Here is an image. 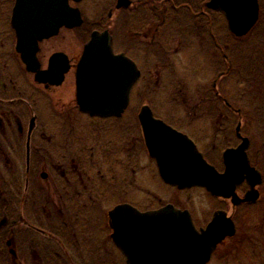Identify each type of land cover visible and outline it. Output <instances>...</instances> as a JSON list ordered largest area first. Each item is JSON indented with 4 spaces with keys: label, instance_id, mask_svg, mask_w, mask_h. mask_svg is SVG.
Wrapping results in <instances>:
<instances>
[{
    "label": "flooded vegetation",
    "instance_id": "flooded-vegetation-1",
    "mask_svg": "<svg viewBox=\"0 0 264 264\" xmlns=\"http://www.w3.org/2000/svg\"><path fill=\"white\" fill-rule=\"evenodd\" d=\"M11 1L13 7L14 0H4L1 4L4 6L6 4L9 5V16L5 18L0 14V163L3 162V164H0V206L2 204L10 205V202H13L14 205L21 208H25L28 205H35L38 207V231L37 229L32 228L33 231L38 232V264H44L43 255L47 253L55 254V260L52 264H59V262H61V264H126L124 255L111 238L112 230L109 225V210L106 213L103 212L102 214L104 215H101L99 220L95 223L96 226H94L93 229L91 227V229L87 231H82V228L85 227V225L81 220L85 218V216L83 217V215H79V217H75V213L76 211L80 213L84 209L90 208L93 205H101L99 198L92 197L91 195L92 191L90 189V183L94 182L93 178V181H91L92 174L93 176L99 175L101 178V182L97 185L99 188L93 191H100V194H102L101 191H106V187L109 184V182H107L108 176H106V172L118 170L123 167L121 158L117 157V155L119 156L122 152V147L119 144V141L115 145L102 142L100 138L97 142L92 141L91 139L95 135H92L90 125L94 120L122 123L121 119L131 111L128 112L130 102L119 118L90 117L79 111L78 106L75 103V67L80 55L75 57V55H71L65 48H54L55 41L53 40L56 39L63 29L66 28H61L55 36L40 41L36 53V58L40 69L42 70L47 69L52 54L61 52L66 55L69 70L65 73L62 83L56 86L48 83L44 84L36 82L34 80V74L26 70L20 54L16 51L15 34L10 25L12 11V7L10 8ZM82 2H84V0L80 3ZM206 2L207 0L203 3L201 10L196 13V17L208 16L209 11H211V14L216 15L220 13L219 11L208 9L206 7ZM79 4H77V6ZM115 4L116 0L114 5L107 11L105 24L95 26L91 29L87 27V30L84 32L87 33L84 43L87 41L93 30L103 31L107 29L111 37H113L110 27V20L113 12L116 11L121 13L128 10L133 6V1L127 8L116 9ZM70 5L74 6L72 3H70ZM258 6L259 19V0ZM78 8L83 23L76 29L82 27L85 22L84 15L79 6ZM199 20L202 21V18ZM201 21V24L198 25L199 31H201L198 42L200 48H206V52H210L211 58L214 60V58H218L217 52L213 50V47H217L218 23L212 19L207 29L206 25ZM256 24L245 36L242 37H235L230 33L227 24L226 28L232 37L240 39L246 37L256 27ZM136 25L138 26L137 23ZM162 25L163 22L160 24L152 23L146 30L148 33L146 36L148 37L147 44L148 47H150L147 56L152 59L158 55V53H156L157 50H155L157 46L162 48L163 56L167 55V46L170 43V40H168V44L165 43V40H162L160 43V39L164 38L162 33L159 35L161 31L160 27ZM76 29L66 30L75 31ZM143 35L144 33H142L140 29H136L134 32V37L136 39L142 38ZM255 38L256 33L250 34L248 40H246L247 44L254 43ZM172 42L174 44L176 43V41ZM157 43H159V45ZM112 47L114 53H118L114 49L113 41ZM173 50L176 51L175 45H173ZM120 52L126 54L136 63L137 58L134 54L132 58V56L128 55L126 50ZM213 65H217V62ZM71 71H74V98L65 104L58 105L55 102L57 100L54 98L56 97V90L65 83L66 76ZM233 75L235 76V72ZM225 76L226 74L217 72L211 84L216 98L222 101L220 104L163 105L162 108L164 109V112H167L165 114L167 117L162 115L161 117L155 113V108L151 106H149V108L152 111L154 118L163 120L168 126L188 136L205 159L206 156L202 153L197 141L191 135L192 132L186 128L191 124L198 123L196 118L200 116V112L208 111L207 108H210L209 110L211 112H226V116H236L237 121L235 125L228 123L229 126H227V136L230 135L235 139L236 143L234 145L226 146L221 151L220 171L223 169V151L227 148H236L242 139L246 138L249 142L246 150L248 161L251 166L258 170L263 180L262 172L252 163L251 159L253 157L248 152L253 140V137L249 134V127L251 124L257 123L249 119V113L247 111L245 113L244 106L241 107L240 105L234 104L231 100L225 98L223 94L219 93V80ZM229 80L230 81L227 82V91L233 88V82L231 79ZM135 85L131 90V94ZM245 86V98H247V101L249 102V99H257L252 98L249 93V88H247V84H245ZM261 92L264 93V82L261 87ZM142 106L143 105L140 107L137 106V108L134 109V113H131L133 119L128 122L132 129L126 131L119 130L118 133L121 135H130L128 138L131 139L130 148L132 151H134V148L139 149L140 146L141 151L148 157L149 163L153 165L151 171H155L158 174L156 163L146 150L142 130L138 121V114ZM261 106L264 107V105ZM45 107H47L46 109L49 107L50 110L54 112L51 114L53 119L50 121L42 120L40 117V113ZM203 107L206 108L204 109ZM37 109L39 113L38 116L35 114ZM75 111H77L79 115L88 119V123L83 126V129L78 130L76 128L77 123L74 121ZM241 116L243 117V120L241 119ZM259 122L264 123V120ZM47 124H52L49 126L53 132L51 135H48L49 131H47ZM217 135L219 136V134ZM261 136L264 139V135ZM132 144H135V147H132ZM213 147L219 152L217 145L214 144ZM263 148L264 147L260 146V153H258L257 159H264ZM262 151L263 153L261 154ZM99 153H101V155H99ZM106 155L108 157L110 155L111 157V160L108 163ZM131 163V166H129L135 169L134 167L137 166V161H132ZM4 170L8 172L7 180L3 178L4 175L2 173ZM248 189L249 185L247 181L244 180L236 186L235 190L239 197H243ZM222 200L228 202L234 211L240 207L247 208L251 206L248 203L232 205L230 200ZM124 203L130 204L140 211L149 210L140 209L134 203L125 201L116 205ZM218 210L223 209H216L215 211ZM88 211L89 210L87 209V212ZM229 216L237 228L234 214L232 213ZM192 221L197 229L206 226H197L193 217ZM8 222L9 218L7 216H0V229L4 228ZM21 222H23V218L20 215L18 224L20 225ZM16 240V234H14V232H8L4 237V247L0 249V253L5 252L6 255L9 256L8 259L13 262V264H20ZM10 249L15 252L14 257H12ZM25 250L32 251L33 249L26 248Z\"/></svg>",
    "mask_w": 264,
    "mask_h": 264
},
{
    "label": "water",
    "instance_id": "water-1",
    "mask_svg": "<svg viewBox=\"0 0 264 264\" xmlns=\"http://www.w3.org/2000/svg\"><path fill=\"white\" fill-rule=\"evenodd\" d=\"M81 1L14 0L10 25L16 51L36 82L56 86L62 83L69 70L66 55L52 54L47 69L42 70L36 58L38 43L55 36L63 27H79L83 23L80 10L70 3ZM130 4V0H116L115 8ZM206 7L222 12L228 30L236 37L246 35L258 20V0H208ZM140 74L128 56L114 53L107 29L93 30L75 67V103L79 111L90 117L119 118ZM138 121L146 150L165 184L178 190L200 187L213 197L230 200L232 205L258 200L262 177L248 161L246 138L236 148L223 151L220 172L204 159L188 136L154 118L149 106L141 107ZM244 180L249 189L239 197L235 189ZM108 218L111 238L126 264H208L217 246L236 233L233 220L223 210L214 212L208 224L198 230L189 211L172 204L147 211L119 204L109 210ZM10 253L15 256L13 250Z\"/></svg>",
    "mask_w": 264,
    "mask_h": 264
},
{
    "label": "rangeland",
    "instance_id": "rangeland-1",
    "mask_svg": "<svg viewBox=\"0 0 264 264\" xmlns=\"http://www.w3.org/2000/svg\"><path fill=\"white\" fill-rule=\"evenodd\" d=\"M3 1L4 0H0V14L6 18L9 16V5H1ZM114 3L115 0H84V2L80 3L78 6L84 15L85 23L88 25V28L91 29L95 26L105 24L107 11ZM11 7L12 1L10 8ZM121 17L122 12L114 11L110 20V27L114 38V49L117 52L126 50L128 55L132 56V58L134 54L137 58L136 63L142 74L131 94L128 112L131 111L121 119L122 123L94 120L90 125L92 135H95L92 137V141L97 142L100 138L102 142L111 143L113 145L119 141L122 152L119 156L117 155V157L121 158L123 167L118 170L106 172V176H108L107 182H109V184L106 187V191H101L102 194H100V191H93L99 188L97 185L101 182V178L99 175L93 176L92 174L91 181H93V178L94 182L90 183L91 195L95 198L98 197L99 201H101V205H93L90 208L84 209L86 213L83 215L86 216L81 220L85 225L82 231L90 230L91 227L93 229L101 215H104L102 214L103 212L106 213L113 206L123 201L134 203L140 209H152L165 205L166 203H172L176 207L189 210L197 226L202 227L210 220L211 215L216 209H223L227 211L228 215L233 213L237 225L236 234L238 233L239 236L249 239L247 237L249 235H255L253 232L257 229L256 227L264 222L263 159H259L258 164L256 163L263 174L262 183L258 187L260 191L259 201L247 208L240 207L234 211L228 202L211 197L202 188L194 187L181 191L164 184L157 172L151 171L153 165L149 163V159L146 154L141 151V147L139 146V149L134 148V151H132L130 148L131 139L128 138L130 135H121L118 133L119 130L126 131L132 129L128 122L133 119L131 113H134V109L137 108V106L140 107L143 104L155 108V113L159 116H165L167 113L164 112L162 108L163 105H213L207 97V89L211 87L212 81L218 72L217 70H224L223 66L219 64L221 60L219 57L212 60L211 53L206 52L205 48H200L198 42L200 38L194 37V33L192 36L190 32L186 31L187 27L185 31L182 28L179 29L177 32L178 34H176L175 31L176 36H174V34L173 37H171L170 43L167 46L168 52L166 56H163L162 53H158L159 55L152 59L147 56V54H143L140 50L142 49L146 52L141 40L134 37L133 31L136 29L134 28L136 25L130 24L129 22L126 27H122L120 24ZM130 25H132V27H130ZM220 39L224 41L225 45H228V41H230L229 37L225 38V36H220ZM85 40V35L81 36L80 33L78 34L76 31L63 29L53 41H55L54 48H65L71 55L77 57L81 54ZM142 40H144V42L147 41L146 38ZM172 41H176V43L174 44ZM173 45L176 46V51L173 50ZM136 48H138L139 51ZM216 62L217 65H213ZM241 64L242 63L237 62L235 66L238 68ZM243 86L244 84L233 87L231 89L232 91H225L224 97L231 100L234 104L240 105L241 107L244 106L245 113L246 111L249 113V119L257 123L251 124L249 127V134H251L253 140L248 150L249 154L257 159L263 140L261 135H264V123H260L255 118V110L253 107H255V103L257 102V104H259L257 108H259L262 104V100H264V96H261L263 93L261 89H252L254 91L251 95L258 96V99H249L251 102H248L247 98H245L246 86ZM250 92L251 91H249V93ZM55 96L54 98L57 100L55 102L58 105L65 104L74 98V71H71L66 76L65 83L56 90ZM46 108L47 107L42 109L40 117L42 120L50 121L53 119L51 114L54 112L51 111L49 107L48 109ZM203 108L205 109L206 107ZM207 109L208 111L200 112V116L196 118L198 123L191 124L186 129L192 132L191 135L197 141L199 148L206 156V160L220 170L221 151L226 146L236 143L235 139L230 135L227 136V126H229V124L235 125L237 118L233 115L226 116V112L215 113L211 112L209 110L210 108ZM35 114L38 116V109L35 111ZM241 119L243 120V117ZM74 121L77 123L76 128L78 130L83 129V126L88 123V119L79 115L77 111L74 113ZM50 125L52 124H47V131H49L48 135L53 134L49 127ZM217 134H219V136ZM214 144L218 146L219 152L213 147ZM134 145L135 144H132V147H135ZM262 153L263 151L261 154ZM99 155H101V153H99ZM106 159L108 163L111 160L110 155L109 157L106 155ZM132 161H137V166L134 167L135 169L130 167ZM0 164H3V162ZM2 174L4 175L3 178L7 180L8 172L4 170ZM87 209L89 210L88 212ZM91 212L93 213L92 215ZM20 215L23 218V222L20 224L21 232L17 234L22 237L18 239L16 235L18 259L20 264H38V249L32 251L25 250L27 243L23 241V234L26 233L24 231L30 230L35 235L33 237L34 241L38 242V232L32 230V228H35L38 231V223L30 220L25 212V208H21ZM231 242L232 238H228L218 246L208 264H247L248 250L245 249V251H241L242 253H240V255L244 259V262L240 263L238 259L239 252H237L235 248L229 253L228 249ZM228 253L232 254L233 263L228 262V259H230ZM59 264H61V262H59Z\"/></svg>",
    "mask_w": 264,
    "mask_h": 264
},
{
    "label": "trees",
    "instance_id": "trees-1",
    "mask_svg": "<svg viewBox=\"0 0 264 264\" xmlns=\"http://www.w3.org/2000/svg\"><path fill=\"white\" fill-rule=\"evenodd\" d=\"M133 6L128 10L122 12V17L120 18V24L122 27H126L127 24H138V26H134V28H138L144 33L142 38H138L141 40L142 45H144L146 52L142 49L143 54H147V48L149 51L147 41L144 42L143 38L148 40L147 36V27L152 23L160 24L163 22V25L160 27L159 35H163V39H160V43L162 40H165V43L168 44V40L173 37V35L178 34L179 29H183L187 27L186 31L190 32L194 37L200 38V32L198 25L201 24L199 20L202 18V23L206 25L208 29L211 20L217 21L218 23V32H217V47H213V50L217 52V55L221 62L219 64L223 66L224 70H217L219 73L226 74L225 77L219 80V93L225 94L227 91V82H233V87H238L244 84H247V88H249L250 94L258 88L261 89L264 82V0H259L260 3V16L256 27L243 38H234L227 31L225 20L222 14L218 13L211 14L209 11L208 16L196 17V13L201 10L203 3L206 0H132ZM220 21V22H219ZM88 25L84 22L83 26L76 29L75 31L80 33L81 36H87V33H84L87 30ZM132 27V25H130ZM133 28V30H134ZM135 29V30H136ZM134 30V32H135ZM209 32V31H208ZM252 33H256V38L254 43L247 44L246 40H248L249 35ZM176 34L174 36H176ZM207 35L206 33H204ZM220 36H225V38L229 37L230 41H228V45L224 43ZM185 38V37H184ZM150 39V38H149ZM196 41V40H195ZM159 45V43H157ZM164 46V45H163ZM156 53H162V48L157 46ZM205 50H207L205 48ZM168 52V51H167ZM159 55V54H158ZM239 62L242 63L238 68L235 64ZM235 72V76L233 75ZM243 86V87H244ZM254 89V90H252ZM229 92V90L227 91ZM252 98H257L258 96L251 95ZM261 96H264L262 93ZM207 97L210 100V103H218L219 99L216 98L213 88L210 87L207 89ZM262 104L264 105V100H262ZM261 104V105H262ZM255 103V118L258 121L264 120V107ZM263 108V109H262ZM261 147H264V139L262 140ZM264 150V148H263ZM264 160V159H263ZM252 163L257 166L259 159L252 158ZM257 163V164H256ZM258 167V166H257ZM20 207L14 205L13 202H10V205L2 204L0 206V216H7L9 218V222L6 226L0 229V249L4 247V237L8 232H14V234L20 233V225L19 217H20ZM25 212L27 216H29L30 220H33L35 223H38V207L35 205H28L25 207ZM85 210L80 214L76 211L75 217H79V215H83ZM93 213L91 212V215ZM86 215H83V217ZM82 218V217H81ZM253 233L255 235L248 236L243 238L238 235V233L232 238V242L229 245V253L233 248L238 254V259L240 263L244 262V259L241 257V251L248 250V262L247 264H264V222L260 224V226L256 227ZM25 234H23V241L27 243L26 248H30L33 250L38 249V242H35L33 237L35 236L32 231L25 230ZM26 235V236H25ZM30 235V238H29ZM18 236V235H17ZM25 236V237H24ZM22 236H18L20 239ZM247 241V242H246ZM247 244V247H246ZM249 244V247H248ZM228 253V254H229ZM9 256L6 253H0V264H13L8 259ZM228 259L229 263H233L232 254H229ZM55 260V254L47 253L43 255L44 264H52Z\"/></svg>",
    "mask_w": 264,
    "mask_h": 264
},
{
    "label": "bare ground",
    "instance_id": "bare-ground-1",
    "mask_svg": "<svg viewBox=\"0 0 264 264\" xmlns=\"http://www.w3.org/2000/svg\"><path fill=\"white\" fill-rule=\"evenodd\" d=\"M224 20H225V24H227V22H226V19H225V18H224ZM228 31H229V30H228ZM229 32H230V31H229ZM230 33H231V32H230ZM218 103L220 104V103H222V101H220V100H219V102H218ZM144 105H145V104H143V106H144ZM189 189H190V188H189ZM183 190H185V189H183ZM255 203H257V202H255ZM255 203H254V204H255ZM254 204H252V205H254ZM8 246H9V245H8ZM10 250H11V249H10Z\"/></svg>",
    "mask_w": 264,
    "mask_h": 264
}]
</instances>
